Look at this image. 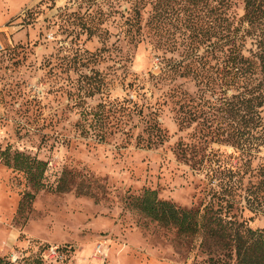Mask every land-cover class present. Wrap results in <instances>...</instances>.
Segmentation results:
<instances>
[{
  "label": "trees",
  "instance_id": "1",
  "mask_svg": "<svg viewBox=\"0 0 264 264\" xmlns=\"http://www.w3.org/2000/svg\"><path fill=\"white\" fill-rule=\"evenodd\" d=\"M72 12L62 18L69 41L54 66L75 75L66 92L77 134L96 144L116 138L156 148L168 139L165 111L187 132L174 154L200 176L199 202L182 208L145 189L131 197L132 207L180 235L201 237L209 264H264V226L243 218L248 211L264 219V0H81ZM72 14L77 21L68 20ZM81 36L100 46L84 48ZM140 44L158 58V73L130 71ZM115 85L123 95L112 96ZM10 156L0 149L38 189L45 161Z\"/></svg>",
  "mask_w": 264,
  "mask_h": 264
},
{
  "label": "rangeland",
  "instance_id": "2",
  "mask_svg": "<svg viewBox=\"0 0 264 264\" xmlns=\"http://www.w3.org/2000/svg\"><path fill=\"white\" fill-rule=\"evenodd\" d=\"M80 1L0 0V149L46 163L35 189L22 170L0 158V259L44 264L43 249L59 246V257L46 259L51 264H209L198 247L201 237L180 235L129 202L145 189L187 209L202 197L200 176L174 154L176 142L187 139V132L177 130L171 115H160L167 141L151 149L134 141L122 146L116 138L96 144L74 128L77 115L69 109L66 91L75 75L55 68L54 56L69 41L60 29L64 13H73ZM74 18L72 14L68 20ZM84 38V48L100 46L96 37ZM157 59L140 44L130 71L156 74ZM123 93L115 85L111 94ZM96 101L88 99L90 105ZM243 218L252 228L264 226L262 217L248 211ZM100 243L101 255L96 254Z\"/></svg>",
  "mask_w": 264,
  "mask_h": 264
},
{
  "label": "built area",
  "instance_id": "3",
  "mask_svg": "<svg viewBox=\"0 0 264 264\" xmlns=\"http://www.w3.org/2000/svg\"><path fill=\"white\" fill-rule=\"evenodd\" d=\"M96 254H104V250L102 248L101 243L97 245L96 247ZM43 257L48 260L56 259L59 257L58 250L56 249V246H49L46 249H44Z\"/></svg>",
  "mask_w": 264,
  "mask_h": 264
}]
</instances>
